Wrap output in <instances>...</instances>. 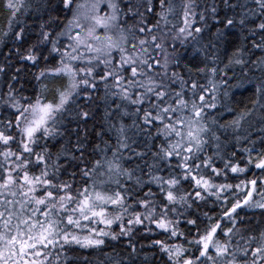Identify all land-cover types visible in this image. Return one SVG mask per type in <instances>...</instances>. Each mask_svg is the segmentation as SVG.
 <instances>
[{"label": "snow or ice", "instance_id": "snow-or-ice-1", "mask_svg": "<svg viewBox=\"0 0 264 264\" xmlns=\"http://www.w3.org/2000/svg\"><path fill=\"white\" fill-rule=\"evenodd\" d=\"M223 2L242 9L239 20L226 15L215 40L201 49L202 66L177 71L176 42H199L207 17L219 15L215 3L197 12V0H183L178 12L175 0H0L2 36L17 44L9 54L43 64L34 100L18 96L11 81L3 100L9 111L0 119V264H72L70 251H102L122 237L131 249L127 258L105 254L99 264H136L140 227L164 236L151 243L164 264H264V54L252 59V49L264 53V0H252L255 7ZM237 25L251 35V47L221 50ZM237 66L254 88L252 107L219 123L210 110L221 88L229 95L226 70ZM250 72L260 76L252 79ZM101 84L105 99L114 98L108 127L115 143L103 140L101 130L89 150L79 124L90 117ZM58 119L77 128L62 134ZM71 134L76 144L61 145L54 155L49 141ZM141 145L144 151H137ZM134 159L143 167L126 166ZM209 203L214 215L200 211ZM250 211H259L258 223Z\"/></svg>", "mask_w": 264, "mask_h": 264}, {"label": "trees", "instance_id": "trees-1", "mask_svg": "<svg viewBox=\"0 0 264 264\" xmlns=\"http://www.w3.org/2000/svg\"><path fill=\"white\" fill-rule=\"evenodd\" d=\"M82 0H78V2H81ZM33 5H35L38 0H31ZM86 2V0H84ZM183 0H175V4L177 5V11L181 12L182 9L179 7L181 5ZM83 3V2H81ZM215 3L217 5L219 15L217 17H212L209 15L206 19V27L205 32L203 33L202 38L199 40V42L191 41L184 45L179 44V42H176L175 48L176 52L175 55L181 57L180 59V68L175 69L177 71H180L186 64H191L196 67L202 66V62L204 59V53L201 51L203 45L207 44L209 40H215L214 33H216L217 29H223V18L227 16H233L234 13L236 15V19L239 20V15L242 11V9H230L226 8L224 5L223 0H197V4L199 7L196 9L197 12H199L201 9L204 8L206 4H212ZM230 3L233 4H247L249 7H255L254 4H252V0H230ZM47 18V17H45ZM26 23L32 22V17L26 16L24 17ZM250 19H255L254 17H250ZM198 20V17H197ZM152 23H155V19L151 21ZM177 21L174 19L173 23H176ZM256 23H259V20H256ZM5 24H6V13H4L2 10H0V65H3L5 67L4 72H0V119L4 118L7 113L8 109L6 108V105L3 103V100L6 99L5 94L9 90V81L13 84V87H15L17 91V95L21 97H31L33 100L36 96V90L38 88L36 81H35V74L39 72L40 67L43 66L41 64L39 67H33L30 62L22 61L18 56L15 54H9L10 52L14 53L15 47L17 46L16 42H14L13 37L11 35L7 37H3L2 33L5 30ZM197 26H201L199 23ZM252 24H248L247 28H252ZM18 30V29H17ZM231 35H227L224 37V39L219 43V47L221 50H223L226 46L228 48V51L230 52L232 50V47L238 46L240 44H243L246 48H250L252 44V37L247 32V30H242L239 25H237L236 28L228 30ZM248 36V39L245 40L244 37ZM32 39H35V37H32ZM255 39L258 41L260 39L259 34L256 35ZM169 51H171V47L169 48ZM253 52H255V55L252 57V59H256L257 57L261 56L262 53L259 50L252 49ZM118 58V56H117ZM226 62V61H225ZM211 66V65H209ZM220 67H223V64L219 65ZM18 70V71H17ZM173 70L170 68V71ZM227 71V78L229 82V95L225 97L223 95L224 89L221 88L218 95V101H217V108L212 109L211 116L216 118L219 123H225L226 121L232 120L242 109H244L246 106L248 108H251V100L254 99L253 92L254 88L250 87L248 83H244L242 80L243 73L239 66L235 67L234 69H228ZM13 76H16V80H12L11 78ZM259 72H250L249 77L252 79H255L256 77H259ZM235 77V79H233ZM221 77L217 76L216 79L219 80ZM206 82V77L201 79V83ZM245 89H249L248 91H245ZM51 99V96L48 97ZM114 98H108L105 99L104 91H103V85H100V91L94 95L93 101L88 106V111L90 112V117L87 119L85 123L79 124V135L81 138L87 139L88 143L86 144V147L90 150L97 142V133L101 132L103 130V140H108L109 137H111V143H115V132L110 130L108 125L111 123V121L108 119V113L114 109V105H112L111 101ZM209 99L211 97L209 96ZM26 102V101H22ZM70 108L75 109V105H71ZM261 115L260 111L257 110L253 116L251 117L252 121H255L259 118ZM64 117L71 118L69 116V113H65ZM131 119H126L125 123L131 124ZM58 123H61L63 127H61V133L63 134L64 128L67 127L69 129V132H71L73 129L77 128V122H73L72 124H68L67 119H58ZM259 126V125H257ZM155 131V129H153ZM131 135V132L129 133ZM143 139V137L139 138ZM77 136L76 134L71 135H62V138L60 136L54 137L51 141H49V144H55L56 146L53 147L51 150L53 154L55 155L57 151L60 149V146L63 145L65 148L71 149L73 145L76 144ZM59 141V143H57ZM70 141V142H69ZM43 143V142H42ZM158 143V141H157ZM155 149H153L154 151ZM137 151H144L143 146L137 148ZM230 152L231 149H228ZM110 154V153H109ZM208 154H211L210 152ZM76 155H79V153H76ZM126 155H130V153H127ZM148 162L151 163V156L149 154L148 156ZM235 162V161H233ZM60 163H65V161L62 159ZM136 163H141V166L143 167V164L139 160L133 161L132 165H126V166H134ZM216 166L222 168L223 162L220 160H216ZM162 169H164L162 172H160L161 175H168V169L165 168L164 165L160 166ZM144 172L147 173V168H144ZM137 175H140V172L137 171ZM249 177H251L252 173L248 174ZM143 179H147V176H143ZM243 178V177H241ZM219 182H223V179H221ZM231 183H236V181H229ZM152 190L154 192H158L159 189L152 185ZM185 190H190V185H183ZM147 188H144V191H147ZM211 204L204 206L200 209L201 212H208L209 215H214L215 213L210 211ZM243 215V214H242ZM249 218H251L252 223L256 224L260 220V213L259 211H250L249 212ZM147 223V222H146ZM154 227V226H153ZM184 228V225H181V229ZM113 230L118 231V225L113 226ZM195 232V229L192 230ZM107 239V238H106ZM156 239H164V236L159 233V231H153V232H146L143 227L139 228V232L134 237V241L136 244L137 249L139 250V254L135 257L136 264H164V259L160 253L158 248L151 247V243L153 240ZM128 239L126 237H122L119 241H110L109 246L104 247L101 250H83L76 248L74 251H70L68 253L69 260L72 262V264H99V262L104 261L105 254L109 255H115L119 253L121 256L127 258V253L131 251V249L127 248ZM85 258L87 260L85 261Z\"/></svg>", "mask_w": 264, "mask_h": 264}, {"label": "rangeland", "instance_id": "rangeland-1", "mask_svg": "<svg viewBox=\"0 0 264 264\" xmlns=\"http://www.w3.org/2000/svg\"><path fill=\"white\" fill-rule=\"evenodd\" d=\"M81 2H84V0H82Z\"/></svg>", "mask_w": 264, "mask_h": 264}]
</instances>
